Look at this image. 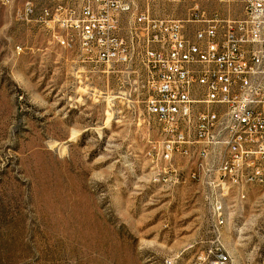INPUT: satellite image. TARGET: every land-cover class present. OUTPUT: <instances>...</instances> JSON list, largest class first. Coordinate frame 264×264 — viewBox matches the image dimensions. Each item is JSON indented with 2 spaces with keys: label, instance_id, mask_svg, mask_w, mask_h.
Wrapping results in <instances>:
<instances>
[{
  "label": "rangeland",
  "instance_id": "1",
  "mask_svg": "<svg viewBox=\"0 0 264 264\" xmlns=\"http://www.w3.org/2000/svg\"><path fill=\"white\" fill-rule=\"evenodd\" d=\"M21 7L0 0V264H193L201 187L153 180L132 68L84 62ZM246 191L224 193L240 212L222 239L232 264H264V185Z\"/></svg>",
  "mask_w": 264,
  "mask_h": 264
},
{
  "label": "built area",
  "instance_id": "2",
  "mask_svg": "<svg viewBox=\"0 0 264 264\" xmlns=\"http://www.w3.org/2000/svg\"><path fill=\"white\" fill-rule=\"evenodd\" d=\"M18 1L21 18L43 24L84 62L132 68L157 135L148 149L153 180L191 174L212 233L197 242L195 264H229L217 189L241 200L247 187L264 185V0ZM156 146L176 149V157L156 158ZM196 159L207 161L208 174ZM239 212L229 204L230 219Z\"/></svg>",
  "mask_w": 264,
  "mask_h": 264
},
{
  "label": "bare ground",
  "instance_id": "3",
  "mask_svg": "<svg viewBox=\"0 0 264 264\" xmlns=\"http://www.w3.org/2000/svg\"><path fill=\"white\" fill-rule=\"evenodd\" d=\"M156 158H166L176 157V149H170V147L159 146L155 151ZM153 170L157 171V163H153ZM196 166L199 169L200 174H208V163L203 159H196ZM165 170L167 171H176V163H165ZM155 180H165V178H155ZM166 180H174V176H167ZM184 180H191V174H184ZM247 197V192L241 194V199ZM226 204L224 203V189H217V216L220 217L219 229L222 234L224 228L228 222V210ZM221 249L224 253V256L228 258L229 264H232V258L230 253L226 250L225 243L222 239L221 241ZM201 251H197L196 253H200ZM177 255V254H176ZM181 258V254H178L173 258V264H176L177 261ZM193 264H195V256L193 258Z\"/></svg>",
  "mask_w": 264,
  "mask_h": 264
}]
</instances>
